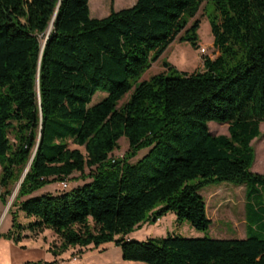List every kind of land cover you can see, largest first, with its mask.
<instances>
[{
	"label": "trees",
	"instance_id": "1",
	"mask_svg": "<svg viewBox=\"0 0 264 264\" xmlns=\"http://www.w3.org/2000/svg\"><path fill=\"white\" fill-rule=\"evenodd\" d=\"M203 1L216 57L191 73L164 62L138 81L179 33L197 47L200 21L188 23ZM97 91L107 94L90 105ZM210 121L227 134H211ZM263 121L264 0H136L101 18L88 0H0V200L29 164L11 206L31 218L10 210L3 238L50 229L54 255L114 241L124 260L148 264H264V235H249L264 224V174L251 170ZM121 137L128 150L110 156ZM74 172L91 180L32 195ZM220 181L246 185L244 238H126L168 212L207 229L199 191Z\"/></svg>",
	"mask_w": 264,
	"mask_h": 264
},
{
	"label": "rangeland",
	"instance_id": "2",
	"mask_svg": "<svg viewBox=\"0 0 264 264\" xmlns=\"http://www.w3.org/2000/svg\"><path fill=\"white\" fill-rule=\"evenodd\" d=\"M134 0H88L90 17L100 18L109 13L111 8L115 10L129 7L134 4ZM100 11V16L96 13ZM210 10H206V2L203 1L197 13L189 20L188 26L194 19H198L199 26L196 30L197 47L195 48L190 41L181 40L179 37L184 33H179L176 38L166 47L160 57L151 64L140 76L138 81L149 79L152 75L165 71L164 62L169 63L179 72H194L203 70L204 58L214 59L218 53L217 47L213 43V34L210 27ZM204 48V52L201 50ZM107 93L97 91L90 102V105L100 101ZM130 92L124 95L119 101L118 106L127 100ZM227 124L210 121L208 123L211 134H227ZM260 136L251 141V146L255 154L254 163L251 170L256 173L264 174V121L259 124ZM70 148H79L84 153L82 146L69 144ZM128 150V142L125 137H121L116 148L110 156L121 157ZM148 148L142 149L138 154L130 159L134 162L147 152ZM89 168L84 172L88 173ZM91 179H84L79 172H74L61 181H52L42 188L33 192L32 195L44 193L59 194L72 188L79 187ZM199 178L192 180L196 183ZM17 184L13 187L12 193L0 200V232L7 233L11 229V213L15 210L18 213V220L26 224L29 220L22 211L12 207V194L16 195ZM245 184H235L228 181L210 183L200 189L206 204L207 216L211 219L209 227L205 230L194 228L187 220L175 221L171 219L170 213L162 216L161 221L155 223L143 221L136 225L127 236L130 239L146 240L148 238L165 237L167 234H179L183 237H210V238H244L246 236V227L249 219H246V192ZM15 190V191H14ZM11 201V202H10ZM10 202L9 206L8 203ZM24 233H28L25 236ZM3 234V233H2ZM264 235V224L254 225V231H249V235ZM1 235V234H0ZM6 239V238H4ZM4 243L1 247L4 258L0 259V264H34L35 261L45 260L47 256L54 255L53 249L59 245L60 240L50 229L34 233L25 229L21 231V239L18 242L11 241ZM49 244L47 249L46 244ZM59 258L55 260L56 264H148L143 261L124 260L122 258L120 246L114 241L103 242L98 246L90 243L86 246L76 245L69 247L66 251L57 254ZM30 260L29 262H24ZM10 263H7V262ZM24 262V263H23ZM50 262V261H45ZM39 264H43L40 262Z\"/></svg>",
	"mask_w": 264,
	"mask_h": 264
},
{
	"label": "crops",
	"instance_id": "3",
	"mask_svg": "<svg viewBox=\"0 0 264 264\" xmlns=\"http://www.w3.org/2000/svg\"><path fill=\"white\" fill-rule=\"evenodd\" d=\"M128 1H129V0H128ZM135 1H136V0L131 1V2H134V3H135ZM113 9H114V8H113ZM110 10H111V9H110ZM114 10H115V9H114ZM118 10H119V9H118ZM96 13L98 14V16H100V14H101L99 10H96ZM108 14H109V13H105L104 16H106V15H108ZM104 16H103V17H104ZM100 18H101V17H100ZM20 213H22V214L24 215L23 212H20ZM168 213H170L169 215H171V219L174 220V222H175V221H178V220L176 219V216H175L174 213H172V212H168ZM24 216H25V215H24ZM27 219H31V218H27ZM161 219H162V217L159 218L158 220L161 221ZM0 229H1V227H0ZM2 233H4V232L1 231L0 234H2ZM24 234H25V236H28V235H29L28 233H24ZM126 238L130 239V237L127 236V235H126ZM8 240H9V239H4V238L0 235V259H1V258H4L3 261H5L6 258H5V257H1V256L3 255L2 251H1V247H2V245H3L4 243L9 242ZM11 241H12V240H11ZM49 246H50V245L47 243V244H46L47 249L49 248ZM58 258H59V255H55V256H53V255H52V256L49 255V256L46 257L45 260H38V261H39V262H45V261H50V262H51V261H55V260H57ZM29 261H30V260H26V261H24V262H29ZM38 261H35V262H38ZM24 262H23V263H24ZM35 262H34V263H35ZM7 263H10V262L8 261ZM14 264H18V262H15Z\"/></svg>",
	"mask_w": 264,
	"mask_h": 264
},
{
	"label": "water",
	"instance_id": "4",
	"mask_svg": "<svg viewBox=\"0 0 264 264\" xmlns=\"http://www.w3.org/2000/svg\"><path fill=\"white\" fill-rule=\"evenodd\" d=\"M51 27H52V24H50V26H49V28H48L47 35L49 34V32H50V30H51ZM47 35H46V37H47ZM46 37H45V39H46ZM44 41H45V40H44ZM43 45H44V42H43L42 46H43ZM28 167H29V164H28V166L26 167L24 173L22 174L20 180H19L18 183H17V186H16V188H15L16 192H17V190H18V188H19V184H20V182L22 181L25 172L28 170ZM15 190H14V191H15ZM15 194H16V193H15ZM12 195H13V194H12ZM14 197H15V195H14ZM14 197H13V198H14ZM9 204H10V203H8V206H9Z\"/></svg>",
	"mask_w": 264,
	"mask_h": 264
},
{
	"label": "bare ground",
	"instance_id": "5",
	"mask_svg": "<svg viewBox=\"0 0 264 264\" xmlns=\"http://www.w3.org/2000/svg\"><path fill=\"white\" fill-rule=\"evenodd\" d=\"M13 197H14V192H13V195H12V197H11V198L13 199ZM10 202H11V201H10ZM10 202H9V203H10Z\"/></svg>",
	"mask_w": 264,
	"mask_h": 264
},
{
	"label": "built area",
	"instance_id": "6",
	"mask_svg": "<svg viewBox=\"0 0 264 264\" xmlns=\"http://www.w3.org/2000/svg\"><path fill=\"white\" fill-rule=\"evenodd\" d=\"M201 51L204 52V48Z\"/></svg>",
	"mask_w": 264,
	"mask_h": 264
}]
</instances>
